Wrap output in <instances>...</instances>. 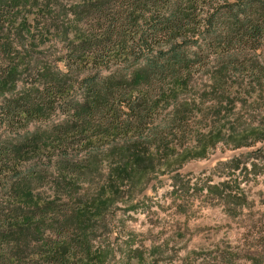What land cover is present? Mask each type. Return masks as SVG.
Wrapping results in <instances>:
<instances>
[{
    "label": "rangeland",
    "instance_id": "1",
    "mask_svg": "<svg viewBox=\"0 0 264 264\" xmlns=\"http://www.w3.org/2000/svg\"><path fill=\"white\" fill-rule=\"evenodd\" d=\"M92 1L6 2L0 102L37 117L0 129L19 148L0 174V264H264V38L206 36L170 73L123 56L86 82L87 54H69ZM129 98L149 126L109 130Z\"/></svg>",
    "mask_w": 264,
    "mask_h": 264
},
{
    "label": "trees",
    "instance_id": "2",
    "mask_svg": "<svg viewBox=\"0 0 264 264\" xmlns=\"http://www.w3.org/2000/svg\"><path fill=\"white\" fill-rule=\"evenodd\" d=\"M6 2L8 0H0V26L11 11ZM92 2L91 18L86 24L87 38L75 52L69 54V59L77 66L83 62L80 53L87 54L83 64H91L95 73L85 77L86 82H94L102 69L122 61L123 56L142 60L151 71L170 73L173 66L181 65L187 59V47H201V41L207 38H215L219 42L225 39L226 42L229 39L227 36H235L238 37L237 48L250 46L251 49H257L258 42L264 38V0ZM28 104L29 100L26 99L0 102V129L14 125L26 127L29 119L37 117V111ZM118 108L126 117H111L109 130L115 131V126L124 128L125 121L131 122L127 125L138 131L149 126L147 118L142 116L132 98L120 103ZM88 111V108L82 109L83 113ZM85 121L78 123L81 130H84ZM137 136L132 139L138 142L143 140ZM153 136V133H148V140ZM16 149L19 148L0 145V174L4 172L5 178L18 170ZM12 217L0 209V227H8Z\"/></svg>",
    "mask_w": 264,
    "mask_h": 264
}]
</instances>
